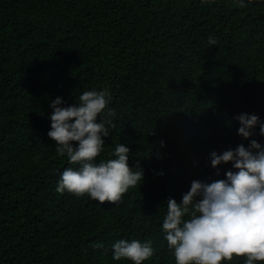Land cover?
I'll return each instance as SVG.
<instances>
[{"label": "trees", "instance_id": "16d2710c", "mask_svg": "<svg viewBox=\"0 0 264 264\" xmlns=\"http://www.w3.org/2000/svg\"><path fill=\"white\" fill-rule=\"evenodd\" d=\"M240 2L0 0V264H130L113 260L122 239L152 243L144 264H175L168 199L235 171L214 169L212 152L264 146L259 125L244 140L236 119L264 123V0ZM90 90H107L116 112L100 116L115 129L95 162L121 143L144 173L115 205L55 191L80 165L48 137L50 105Z\"/></svg>", "mask_w": 264, "mask_h": 264}, {"label": "clouds", "instance_id": "9594fccd", "mask_svg": "<svg viewBox=\"0 0 264 264\" xmlns=\"http://www.w3.org/2000/svg\"><path fill=\"white\" fill-rule=\"evenodd\" d=\"M240 7H244L243 0ZM216 43L210 36L208 44ZM110 102L107 90H90L70 106H63L60 97L51 103L48 137L56 142L58 155L80 165L78 170L69 167L62 172L57 193L87 194L100 204L115 205L130 188L143 182V170L139 164L129 167L130 149L121 143L111 154L115 158L95 162L104 149V138L115 129L112 119L100 118L102 113L116 116L108 107ZM236 119L238 135L244 140L250 139L257 125L264 136V123L257 115L242 113ZM210 160L214 169L231 163L235 171L211 183L194 180L180 203L172 198L166 202L162 231L175 264H223L233 257H246L245 264H264V146L253 139L248 147L240 144L220 154L214 151ZM112 251L113 260L130 264H144L154 255L150 241L122 239Z\"/></svg>", "mask_w": 264, "mask_h": 264}, {"label": "water", "instance_id": "95a60500", "mask_svg": "<svg viewBox=\"0 0 264 264\" xmlns=\"http://www.w3.org/2000/svg\"><path fill=\"white\" fill-rule=\"evenodd\" d=\"M249 1H256V0H249Z\"/></svg>", "mask_w": 264, "mask_h": 264}]
</instances>
